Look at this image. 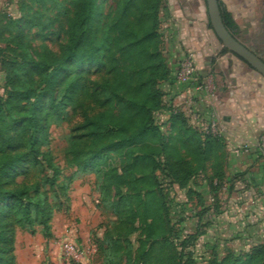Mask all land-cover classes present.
I'll use <instances>...</instances> for the list:
<instances>
[{
	"label": "trees",
	"instance_id": "trees-1",
	"mask_svg": "<svg viewBox=\"0 0 264 264\" xmlns=\"http://www.w3.org/2000/svg\"><path fill=\"white\" fill-rule=\"evenodd\" d=\"M101 1L20 0V17L7 15L3 29L16 27L10 39L21 61L8 62L10 89L0 98V264H12L13 226H34L50 236L58 209L51 200L67 201L72 181L87 171L95 175L97 206L112 209L115 217L92 240L91 262L101 264H117L122 252L127 255L126 236L138 220H157L169 183L194 193L189 183L202 175L216 199L239 178L223 182L221 137L202 135L181 113L156 119L183 89L175 82L180 58L173 62L166 48L172 37L165 41L161 32L170 19L167 0H114L103 14ZM220 11L224 25L235 29L229 14ZM24 27L46 31L42 40L54 34V47L30 50ZM9 119L15 128L7 127ZM62 121L68 173L43 148L48 127ZM167 125L173 138L165 133ZM153 192L157 202L149 197ZM234 261L264 264V240ZM175 264L185 263L178 257Z\"/></svg>",
	"mask_w": 264,
	"mask_h": 264
},
{
	"label": "rangeland",
	"instance_id": "rangeland-1",
	"mask_svg": "<svg viewBox=\"0 0 264 264\" xmlns=\"http://www.w3.org/2000/svg\"><path fill=\"white\" fill-rule=\"evenodd\" d=\"M19 1L2 0L0 2V98L5 97L10 89V84L6 80L8 62L11 63L13 59L21 61L18 52L12 51L17 48L10 39V34L16 33V27L3 29L7 15L12 18L20 17V11L17 8ZM113 2L114 0L101 1L102 14ZM167 2L171 18L169 21L162 22L161 32L165 41L168 39V34L171 35L172 40L166 43V48L170 49L171 42L177 37L175 29L184 27L183 24L186 21L200 14L205 17V12L203 0H167ZM45 32L34 27L29 30L24 27L23 33L28 34L26 40H30V48L24 44L25 48L40 51L42 45L46 43L49 47H54L52 40L57 41V38L54 34H49L48 38L42 40ZM176 45L179 46L180 43ZM167 52L169 54V50ZM184 54L182 53L180 57ZM12 115L15 117V111ZM6 121L8 125L4 121L1 124L2 128L5 125L8 128H15L12 120ZM165 129L169 138L175 136V131L169 129L168 125ZM66 131L64 121L61 122V126L51 124L47 130V145L43 148L51 151L55 162L65 173H68L63 153L65 141L62 137ZM170 143H173L172 139ZM168 157L172 158V151H168ZM201 177L202 175L196 176L189 183L188 187H192L194 193H189L186 187H178L177 183L171 182L167 185L164 190L167 208L164 205L160 207L159 217L155 221L146 218L135 223V230L126 236L130 242V249L127 255L125 252L120 254L121 258L116 262L117 264H175L178 257L185 264H238L234 261L237 256L246 253L253 243L264 240V213L261 216L257 213L259 205L264 207L262 188H260L261 192L256 193L258 195L256 198L252 196L244 198L239 192L240 188H233L232 194L227 196L226 189L223 187L215 199L208 193L206 181ZM19 178L21 177L17 179ZM94 181V173L87 171L72 181L67 201L63 197L51 200L56 203L58 209L51 217L49 237H45L39 228L34 226L12 227V264H79L62 256L60 236L74 225L77 229L78 243L82 247L94 245L90 242L87 245L82 244L80 236L82 221L86 222L92 241L93 237L102 235L104 227L111 219H115L112 209L105 210L97 206L99 193L96 191ZM149 197L153 202L158 201L155 192ZM61 203H64L67 208L62 207ZM87 204L88 209L82 215L75 211V207H86ZM203 205L208 208L201 218H197L196 213L201 211ZM189 233H195V238L190 239ZM226 256L229 261L228 258L227 261L222 260ZM97 261L101 264L100 260ZM97 261L94 260L93 263ZM91 263L90 259L89 264Z\"/></svg>",
	"mask_w": 264,
	"mask_h": 264
},
{
	"label": "crops",
	"instance_id": "crops-1",
	"mask_svg": "<svg viewBox=\"0 0 264 264\" xmlns=\"http://www.w3.org/2000/svg\"><path fill=\"white\" fill-rule=\"evenodd\" d=\"M203 3L205 17L200 14L186 21L184 27L175 29L177 37L168 49L169 56L174 62L187 52L194 59L202 86L194 93L196 105L206 118L210 114L214 117L222 134L219 153L223 156L226 176L223 182L225 184L226 179H232L235 174L239 176L231 188H226V195L232 194L233 188H240L242 197L256 198L260 188L264 192V156L256 146L259 135L264 133V77L223 48L209 25L204 0ZM218 3L235 24L236 39L264 60V0H218ZM237 148L240 149L235 155L232 150ZM86 209L88 204L75 207L81 215ZM257 211L259 216L264 213ZM85 228L86 222L82 221L83 245L92 243L88 226Z\"/></svg>",
	"mask_w": 264,
	"mask_h": 264
},
{
	"label": "built area",
	"instance_id": "built-area-1",
	"mask_svg": "<svg viewBox=\"0 0 264 264\" xmlns=\"http://www.w3.org/2000/svg\"><path fill=\"white\" fill-rule=\"evenodd\" d=\"M175 82L178 85H182L183 89L179 90L167 103L169 110L156 112V119L162 122L169 113H181L186 118L187 123L196 128L202 135L221 137V130L214 117L210 114V117L206 118L196 105L194 93L197 90H201L202 86L199 83L196 66L191 54L186 53L180 57L175 74ZM209 94L212 95L211 92ZM256 146L264 156V133L259 135ZM239 149H233L232 153L237 155ZM258 208L260 211L264 210L263 206L259 205ZM76 233L77 229L72 225L67 232L60 236L61 254L64 258L76 261L79 264H89L95 253V246L82 247L77 241Z\"/></svg>",
	"mask_w": 264,
	"mask_h": 264
},
{
	"label": "water",
	"instance_id": "water-1",
	"mask_svg": "<svg viewBox=\"0 0 264 264\" xmlns=\"http://www.w3.org/2000/svg\"><path fill=\"white\" fill-rule=\"evenodd\" d=\"M204 1L209 25L221 42L223 48L235 54L264 77V60L251 48L245 46L236 39L234 29H228L224 25L218 0Z\"/></svg>",
	"mask_w": 264,
	"mask_h": 264
}]
</instances>
